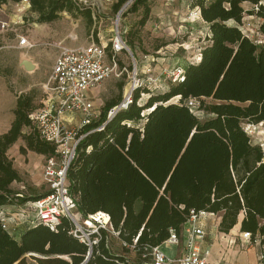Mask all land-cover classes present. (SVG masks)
I'll return each instance as SVG.
<instances>
[{
	"label": "trees",
	"instance_id": "obj_1",
	"mask_svg": "<svg viewBox=\"0 0 264 264\" xmlns=\"http://www.w3.org/2000/svg\"><path fill=\"white\" fill-rule=\"evenodd\" d=\"M17 1L0 0V6ZM128 1L113 0V11ZM30 2L40 23L57 20L64 11L84 15L89 26L94 22L92 8L78 0ZM243 2L257 10H244ZM191 6L208 24V42L199 60L184 66L183 81H169L162 92L145 89L149 95L140 104L137 91L133 104L111 118L108 112L119 102L108 101L98 118L81 129L86 135L68 170L79 211L110 213L120 238L133 244L138 237L135 245L140 250L162 244L171 229L179 233L190 210L219 214L220 232L239 224V232L264 239V153L241 125L264 121V47L238 27L245 13L255 14L264 34V5L260 0H192ZM140 9L139 24L144 26L149 0H134L129 11ZM229 20L236 24H227ZM107 52L111 56V43ZM175 96L178 101L169 102ZM189 97L210 98L208 104L201 99V108L210 116H195L184 103ZM38 107L33 95H19L10 128L0 134V213L15 199L35 200L46 194L17 195L12 183L23 179L7 153L19 139L25 142L22 153H55V146L40 138L32 118ZM70 229L66 219L56 230L40 223L17 239L0 217V264H82L88 247ZM123 261L103 238L84 264Z\"/></svg>",
	"mask_w": 264,
	"mask_h": 264
},
{
	"label": "built area",
	"instance_id": "obj_2",
	"mask_svg": "<svg viewBox=\"0 0 264 264\" xmlns=\"http://www.w3.org/2000/svg\"><path fill=\"white\" fill-rule=\"evenodd\" d=\"M134 0H129L116 14V27L111 38L112 54L108 58L107 44L92 40L86 45H68L62 42L54 45L58 48L51 73L43 85L46 97L43 104L32 114L39 130L40 138L55 146V153L47 156L44 164V182L47 189L45 196L24 202L21 210L14 214L0 213L3 227L10 232V223L21 224L26 228L44 224L51 230H56L63 219L69 221L70 232L88 247L87 255L82 264L88 261L94 248L101 239L105 238L106 246L116 255L124 257L123 264H220L209 261V249L202 243L206 240V230L199 224L201 215L206 212L190 210L187 220L181 226L179 233L170 230L168 238L160 245L147 247L143 250L136 248L138 237L133 244L120 238L121 231L114 227L110 213L98 210L94 213L83 214L79 211L77 200L70 191L68 170L76 158L79 142L86 133L81 129L90 124L98 115L93 111L94 99L92 91L100 87L106 80L122 78L125 72L129 75V87L122 100L108 112V118L118 111L127 109L135 100L136 92L140 90L138 103H141L147 89L150 92L165 90L169 81L181 82L184 79V66L175 65L154 74L150 67L139 71L137 65L129 71L120 63L119 54L129 52L124 31L120 29V20L124 12ZM261 3V2H260ZM262 4V3H261ZM5 5V4H3ZM0 6V32L13 34L18 40L17 47L33 49L42 44L33 41L28 34L21 31L19 24L23 22V14L31 8L30 0L13 2L14 14L9 16ZM255 11L257 10V6ZM253 15H244L238 24L242 34L256 46L264 47V34L259 30V24L253 25ZM71 38L76 39L75 36ZM199 56V55H198ZM196 58L197 62L199 58ZM145 76L142 78L141 74ZM148 96L149 93L147 92ZM201 99L189 97L184 103L189 110L199 118L202 115ZM66 113H83L84 117L77 126H70L64 120ZM258 123L247 122L243 130L255 140L264 153V129L258 130ZM23 196L21 193L17 194ZM239 237L246 246L260 245L256 257L258 264H264V239L260 235L252 238L249 231H242ZM119 240L122 248L135 251L141 256L133 259L126 252H118L113 248L112 240ZM163 246L177 248L173 255L167 254Z\"/></svg>",
	"mask_w": 264,
	"mask_h": 264
},
{
	"label": "rangeland",
	"instance_id": "obj_3",
	"mask_svg": "<svg viewBox=\"0 0 264 264\" xmlns=\"http://www.w3.org/2000/svg\"><path fill=\"white\" fill-rule=\"evenodd\" d=\"M83 7L90 6L93 10L94 22L88 25L84 15H74L69 11L61 13L60 17L52 22L40 23L37 21L38 15L31 8L23 14V22L19 24L22 32L28 34L29 38L42 44L33 49H23L15 46L17 39L13 34L0 32V109L3 106L13 107L20 94H31L34 96L36 106H41L46 97L43 85L47 82L51 73L54 59L58 48L54 45L59 42L68 45H86L92 40L109 44L116 27V14L113 11V0H78ZM150 18L144 26H140L139 20L142 16V9L137 12L129 11L130 6L124 12L120 20V29L124 31V37L132 53H121L119 59L122 64L130 71L136 64L139 71L145 63L153 68L159 65L154 71L160 73L163 69L172 68L175 65H182L185 62H195L200 50L207 44V24L199 20L197 8L191 6L192 0H149ZM264 5V0H260ZM11 3V2H10ZM245 10L254 9L251 3H246ZM7 13V12H6ZM246 15V13L244 14ZM5 15L0 14L1 18ZM253 25L259 24L261 19L253 15L251 19ZM231 22V21H229ZM233 24H236L234 21ZM71 36L78 37L77 40ZM145 56V57H144ZM110 54L108 53V58ZM31 59L36 64L35 70H27L21 62L23 59ZM157 58H161L160 60ZM158 63V64H157ZM156 64V65H155ZM142 78L145 76L141 74ZM129 87V75L126 71L122 78H112L106 80L100 87L95 89L93 111L99 116L103 107L108 101L114 100L120 102L124 93ZM168 88L166 84L165 89ZM144 93L141 103L147 99V91ZM151 93H157L156 90ZM177 96L169 102H177ZM205 104L211 103L210 98H202ZM150 109L145 110L148 112ZM210 116L203 110L199 119ZM4 118L0 115V120ZM247 122L241 123L242 127ZM258 130L264 129V123L257 127ZM26 131L29 128H25ZM254 144L255 140L250 137ZM12 147L11 150H13ZM20 162L16 163L17 168L24 171V168L34 167V159L27 157V153H21ZM39 157L38 155H36ZM46 156V155H45ZM36 157V158H37ZM47 157V156H46ZM44 157V160H46ZM45 164V162H44ZM26 174V173H25ZM28 177L29 175L26 174ZM25 187L18 185L17 192H21L24 197H30L41 194L46 191L47 186L44 181L33 183L25 182ZM31 201L32 199H28ZM27 200V201H28ZM21 202H26L22 201ZM219 215V214H215ZM214 215V216H215ZM213 215L204 214L199 218V224H202L206 230L216 232L215 218ZM238 225V224H237ZM236 225V226H237ZM234 226V227H236ZM233 227V228H234ZM113 248L118 252H126L129 257L136 259L139 256L135 251L122 248L119 240H112ZM167 254L173 255L175 252L167 251ZM220 249L221 243H220ZM214 256L213 253L209 257ZM27 258L31 260L30 255ZM68 258V256H63Z\"/></svg>",
	"mask_w": 264,
	"mask_h": 264
},
{
	"label": "crops",
	"instance_id": "obj_4",
	"mask_svg": "<svg viewBox=\"0 0 264 264\" xmlns=\"http://www.w3.org/2000/svg\"><path fill=\"white\" fill-rule=\"evenodd\" d=\"M248 2H243L242 6L245 5ZM244 7V6H243ZM3 9L7 12L9 16H13L14 8H13V2H8L3 5ZM245 10V9H244ZM250 10V9H249ZM197 12L199 15V9L197 8ZM246 15H255V14H248ZM150 18V16H149ZM199 20L204 22L200 15L198 16ZM149 21V20H148ZM231 21V22H229ZM227 21V24L229 25H235L233 24L232 20ZM206 23V22H204ZM207 24V23H206ZM208 27V24H207ZM208 33V31H207ZM78 37L75 39L77 40ZM17 45V44H16ZM15 45V46H16ZM145 57V56H144ZM161 59V58H157ZM55 60V59H54ZM22 63V60L21 62ZM188 62H185L182 64V66H185ZM37 64V63H36ZM158 64V63H157ZM156 65V64H155ZM147 67H150L152 70V73L156 71V68H159V65L155 68L151 67L149 63H145L142 66V70L146 69ZM155 74V73H154ZM21 95V94H20ZM96 95V91H92V97L94 99ZM17 103V100H16ZM16 103L14 104L13 107H6L3 106L0 109V115L4 118L0 120V134L6 132L11 125L12 120L14 119V109L16 107ZM84 114L83 113H66L64 114V120L65 122L74 127L77 126L83 119ZM25 146V142L23 139H19L17 142H15L9 149H8V155L10 158L13 159L14 166L17 168L16 163L20 162L21 157H23L22 152L20 151V147ZM12 147H14L13 150ZM38 155L39 157H37ZM27 157L33 158L34 161V167H27L24 168V171L17 168L19 171L20 175L22 176L23 181L21 182H13L12 183V188L16 189L18 185H22V187H25V182L32 181L33 183H39L40 181H44V157H46L44 154H39L34 151L28 150L27 151ZM37 157V158H36ZM29 175V177L26 174ZM21 193V192H20ZM17 193V194H20ZM22 194V193H21ZM23 195V194H22ZM20 196V195H19ZM24 205V202L19 201L18 199H15V201L11 204L3 205L1 207V212L3 214H14L18 212L19 210L22 209ZM208 215H215L213 213H207ZM215 227H216V232H213L211 230H206V228L200 224L201 226L204 227L206 230V240L202 243V246L204 248L209 249V254L213 253L214 256L208 257L209 261L212 263H220V264H258L257 262V257L256 254L258 250L260 249V245L258 244H253L250 246H246L245 243L241 240L239 237V224L232 228L228 233L220 232L218 230V224L220 220V215H215ZM27 228L24 225L21 224H15V223H10V233L12 234L13 237L19 239L22 233L26 230ZM220 243H221V248L220 249ZM167 251H177V248L169 247V246H164Z\"/></svg>",
	"mask_w": 264,
	"mask_h": 264
},
{
	"label": "water",
	"instance_id": "obj_5",
	"mask_svg": "<svg viewBox=\"0 0 264 264\" xmlns=\"http://www.w3.org/2000/svg\"><path fill=\"white\" fill-rule=\"evenodd\" d=\"M22 64L27 70H35L36 69V64L31 60V59H23ZM111 118V117H110Z\"/></svg>",
	"mask_w": 264,
	"mask_h": 264
},
{
	"label": "bare ground",
	"instance_id": "obj_6",
	"mask_svg": "<svg viewBox=\"0 0 264 264\" xmlns=\"http://www.w3.org/2000/svg\"><path fill=\"white\" fill-rule=\"evenodd\" d=\"M198 58H199V56H198ZM262 125V124H261Z\"/></svg>",
	"mask_w": 264,
	"mask_h": 264
}]
</instances>
